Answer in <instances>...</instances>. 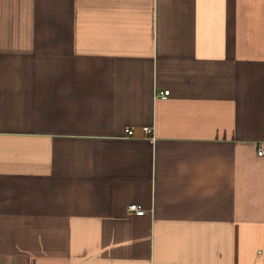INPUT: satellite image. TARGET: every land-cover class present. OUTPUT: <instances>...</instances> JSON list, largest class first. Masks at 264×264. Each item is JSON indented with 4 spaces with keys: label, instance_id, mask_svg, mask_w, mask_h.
Masks as SVG:
<instances>
[{
    "label": "crops",
    "instance_id": "obj_1",
    "mask_svg": "<svg viewBox=\"0 0 264 264\" xmlns=\"http://www.w3.org/2000/svg\"><path fill=\"white\" fill-rule=\"evenodd\" d=\"M0 264H264V0H0Z\"/></svg>",
    "mask_w": 264,
    "mask_h": 264
},
{
    "label": "built area",
    "instance_id": "obj_2",
    "mask_svg": "<svg viewBox=\"0 0 264 264\" xmlns=\"http://www.w3.org/2000/svg\"><path fill=\"white\" fill-rule=\"evenodd\" d=\"M169 92H170V90H165V91L162 92L161 94H162L163 96H167V95L169 94ZM126 131H127V134H128V135H134V130H133L132 128H129V129H127ZM143 131H144V133H145V135H146L147 137L151 138L152 140L155 139V134H154V132H153V128H152V127H150V126H145V127L143 128ZM262 153H263V150L260 149V150H259V154H262ZM129 211L134 212V213H136V214H138V215H143V214L145 213V209L142 208V207H140L138 204H131V205L129 206Z\"/></svg>",
    "mask_w": 264,
    "mask_h": 264
}]
</instances>
